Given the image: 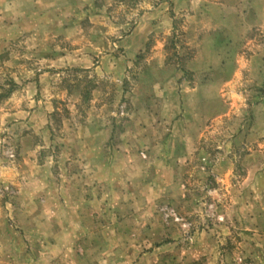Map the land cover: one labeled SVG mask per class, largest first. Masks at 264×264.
Here are the masks:
<instances>
[{"label":"rangeland","instance_id":"374dc122","mask_svg":"<svg viewBox=\"0 0 264 264\" xmlns=\"http://www.w3.org/2000/svg\"><path fill=\"white\" fill-rule=\"evenodd\" d=\"M207 1L213 27L197 0H28L44 23L0 34V264H264V0Z\"/></svg>","mask_w":264,"mask_h":264},{"label":"crops","instance_id":"0c3cea01","mask_svg":"<svg viewBox=\"0 0 264 264\" xmlns=\"http://www.w3.org/2000/svg\"><path fill=\"white\" fill-rule=\"evenodd\" d=\"M199 1V5L201 6V10L203 12L202 16L205 20L204 26L213 27L216 23L215 13L214 11L221 8H218L214 3H210L207 0H197ZM255 1V0H253ZM11 8H8V13L5 15L2 14L0 10V34L8 33L15 34L19 29L20 31L29 32L32 24L33 30H38L40 25L44 23L43 15L37 13V11H31L29 7L28 0H0V8L5 5H9ZM33 6L32 2L30 3ZM204 6V7H203ZM20 7V9H19ZM16 8V9H15ZM33 8V7H32ZM15 9V10H14ZM201 10L199 12H201ZM249 14H253L252 11H249ZM16 16V17H13ZM4 20V21H3ZM6 22V23H5ZM3 24V25H2ZM210 29V28H208ZM207 29V30H208ZM200 31L198 35V41L196 45L197 55L196 57L188 63L187 69L191 71L196 79L206 78L208 76L207 82L202 85H197L193 90V94L199 95L200 93H204L206 86H208V90L212 89L213 92H209L210 95L218 94L216 90L218 89V85L215 82H210V79H216V72L218 71L217 66L221 63V60L217 57L216 48L217 42L215 41V35L212 31ZM141 31V27L138 29V32ZM1 39V35H0ZM4 39V38H3ZM1 39V40H3ZM141 47L140 45L135 46V50ZM176 75V74H175ZM174 76V75H173ZM179 78V76H177Z\"/></svg>","mask_w":264,"mask_h":264},{"label":"trees","instance_id":"16d2710c","mask_svg":"<svg viewBox=\"0 0 264 264\" xmlns=\"http://www.w3.org/2000/svg\"><path fill=\"white\" fill-rule=\"evenodd\" d=\"M11 86H12V88H14L15 85L12 83ZM10 92H11V90H9L5 96H8L10 94Z\"/></svg>","mask_w":264,"mask_h":264}]
</instances>
